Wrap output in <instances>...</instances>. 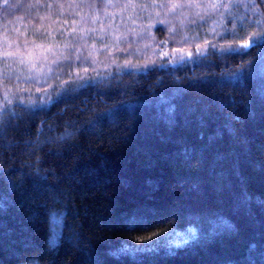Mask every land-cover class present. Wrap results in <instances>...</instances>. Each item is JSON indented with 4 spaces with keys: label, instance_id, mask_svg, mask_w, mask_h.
<instances>
[{
    "label": "trees",
    "instance_id": "obj_1",
    "mask_svg": "<svg viewBox=\"0 0 264 264\" xmlns=\"http://www.w3.org/2000/svg\"><path fill=\"white\" fill-rule=\"evenodd\" d=\"M0 36L55 64L0 102V264H264V0H0Z\"/></svg>",
    "mask_w": 264,
    "mask_h": 264
},
{
    "label": "rangeland",
    "instance_id": "obj_2",
    "mask_svg": "<svg viewBox=\"0 0 264 264\" xmlns=\"http://www.w3.org/2000/svg\"><path fill=\"white\" fill-rule=\"evenodd\" d=\"M18 44L17 38L0 36V102L8 100L14 88L23 89L21 94L35 93V79L46 83L54 69V62L47 54L36 52L35 45L25 44L22 49ZM163 53L168 56L167 51ZM189 53L182 52L180 56ZM36 56L41 58L36 59Z\"/></svg>",
    "mask_w": 264,
    "mask_h": 264
},
{
    "label": "snow or ice",
    "instance_id": "obj_3",
    "mask_svg": "<svg viewBox=\"0 0 264 264\" xmlns=\"http://www.w3.org/2000/svg\"><path fill=\"white\" fill-rule=\"evenodd\" d=\"M244 47H248L247 43L244 45Z\"/></svg>",
    "mask_w": 264,
    "mask_h": 264
}]
</instances>
